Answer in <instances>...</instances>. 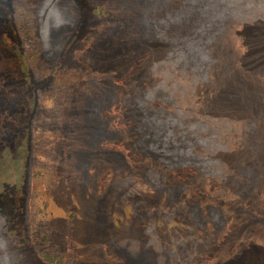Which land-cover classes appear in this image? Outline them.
<instances>
[{
	"label": "rangeland",
	"instance_id": "rangeland-1",
	"mask_svg": "<svg viewBox=\"0 0 264 264\" xmlns=\"http://www.w3.org/2000/svg\"><path fill=\"white\" fill-rule=\"evenodd\" d=\"M0 264H264V0H0Z\"/></svg>",
	"mask_w": 264,
	"mask_h": 264
},
{
	"label": "trees",
	"instance_id": "trees-1",
	"mask_svg": "<svg viewBox=\"0 0 264 264\" xmlns=\"http://www.w3.org/2000/svg\"><path fill=\"white\" fill-rule=\"evenodd\" d=\"M94 39V38H93Z\"/></svg>",
	"mask_w": 264,
	"mask_h": 264
}]
</instances>
